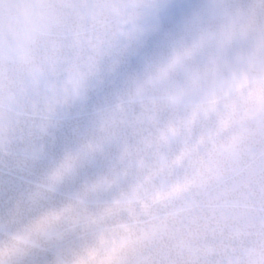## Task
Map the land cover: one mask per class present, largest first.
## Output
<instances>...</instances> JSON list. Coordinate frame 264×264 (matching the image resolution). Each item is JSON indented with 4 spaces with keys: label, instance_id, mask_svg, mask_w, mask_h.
<instances>
[{
    "label": "snow or ice",
    "instance_id": "obj_1",
    "mask_svg": "<svg viewBox=\"0 0 264 264\" xmlns=\"http://www.w3.org/2000/svg\"><path fill=\"white\" fill-rule=\"evenodd\" d=\"M0 264H264V0H0Z\"/></svg>",
    "mask_w": 264,
    "mask_h": 264
}]
</instances>
